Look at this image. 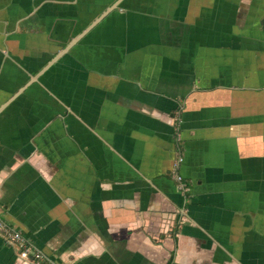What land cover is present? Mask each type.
<instances>
[{
  "label": "crops",
  "instance_id": "0c3cea01",
  "mask_svg": "<svg viewBox=\"0 0 264 264\" xmlns=\"http://www.w3.org/2000/svg\"><path fill=\"white\" fill-rule=\"evenodd\" d=\"M0 218V264H264V0H0Z\"/></svg>",
  "mask_w": 264,
  "mask_h": 264
},
{
  "label": "built area",
  "instance_id": "2783aa9c",
  "mask_svg": "<svg viewBox=\"0 0 264 264\" xmlns=\"http://www.w3.org/2000/svg\"><path fill=\"white\" fill-rule=\"evenodd\" d=\"M179 162L174 165L173 178L179 183L181 191H186V186L183 183V178L177 173ZM0 240L13 249H15L18 257L21 260L39 263L42 260L41 253L34 250L30 241L20 232L11 229L2 218H0Z\"/></svg>",
  "mask_w": 264,
  "mask_h": 264
},
{
  "label": "trees",
  "instance_id": "16d2710c",
  "mask_svg": "<svg viewBox=\"0 0 264 264\" xmlns=\"http://www.w3.org/2000/svg\"><path fill=\"white\" fill-rule=\"evenodd\" d=\"M180 157H181V152H180Z\"/></svg>",
  "mask_w": 264,
  "mask_h": 264
}]
</instances>
